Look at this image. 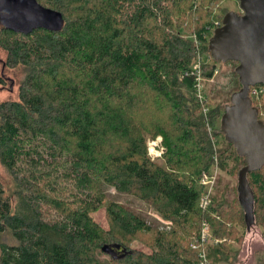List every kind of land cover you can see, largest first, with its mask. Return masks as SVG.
Returning a JSON list of instances; mask_svg holds the SVG:
<instances>
[{
	"label": "trees",
	"instance_id": "16d2710c",
	"mask_svg": "<svg viewBox=\"0 0 264 264\" xmlns=\"http://www.w3.org/2000/svg\"><path fill=\"white\" fill-rule=\"evenodd\" d=\"M219 1L37 0L62 14L61 30L0 26L6 64L25 72L18 98L0 100V162L16 185L13 205L0 182V234L14 239L0 243V264H199L191 243L203 221L225 238L207 246L210 264L236 258L228 241L241 243L244 211L215 188L200 206V174L215 155L233 176L246 162L230 143L214 148L203 108L211 126L224 108L200 103L190 74L198 52L211 56ZM202 74L212 75L205 63ZM251 98L260 118L264 92ZM158 135L162 163L146 147ZM247 179L264 234V165ZM105 185L153 203L173 225L152 229L110 201L102 228L92 213ZM141 233L152 235L148 252L129 246ZM104 244L119 248L109 255Z\"/></svg>",
	"mask_w": 264,
	"mask_h": 264
},
{
	"label": "water",
	"instance_id": "95a60500",
	"mask_svg": "<svg viewBox=\"0 0 264 264\" xmlns=\"http://www.w3.org/2000/svg\"><path fill=\"white\" fill-rule=\"evenodd\" d=\"M241 12H226L208 41L214 60L237 62L235 72L241 87L230 95L220 117V130L246 165L238 172L237 200L244 211L246 230L255 223L254 195L247 174L264 165V122L249 96L251 86H264V0H238ZM62 14L37 0H0V26L27 34L37 28L62 29ZM115 248L101 250L113 255Z\"/></svg>",
	"mask_w": 264,
	"mask_h": 264
},
{
	"label": "rangeland",
	"instance_id": "374dc122",
	"mask_svg": "<svg viewBox=\"0 0 264 264\" xmlns=\"http://www.w3.org/2000/svg\"><path fill=\"white\" fill-rule=\"evenodd\" d=\"M218 6V9L214 11L212 15L214 23L219 21L221 15H224L229 10H232L233 12H241L238 0H220ZM197 56L202 58L201 67L202 64L205 63L207 64V71L211 70L212 72L210 78L204 77V79L202 80L203 94L205 96V99L209 101L210 106L219 105L224 108V106L229 104L230 102V95L241 87L238 76L235 72L237 63L232 60L216 61L213 59V61L211 59V56L206 53L200 52L197 53L195 61L197 60ZM5 59L6 52L0 47V100H16L18 98V89L21 81L25 76V72L21 65H7ZM215 69L217 70V72H214ZM207 108L209 109L208 106ZM221 113H223V109ZM220 117L216 119L215 125L211 126L209 123L207 110V116L205 117L207 130L212 136L214 148L221 150L227 147V150L231 151L228 142L225 140L224 134L220 130ZM150 138L155 137H148L147 140ZM162 156L163 153L160 157L153 161L162 163ZM215 159L218 164L216 155L214 157V161ZM0 182L3 185L5 194L11 198L12 204L15 205L16 185L1 162ZM215 186L216 191L223 192L229 202L237 198L236 175H230L219 167L218 179ZM104 189L106 201L102 207L92 213V217L102 228H108L106 204L110 201L117 202L126 209L136 213L142 219H144L152 229L169 230L173 225L170 220L165 219L162 216L160 211L153 203L140 199L133 194L116 191L113 187H110L108 185H105ZM202 223L200 224V228L202 226ZM208 225L210 227V232L213 233V228L211 227L210 223ZM13 241L14 239L8 230L0 234V243H12ZM151 242V233H141L129 242V246L132 249L148 252L151 247ZM228 244L232 249L237 250L236 258L228 262H218L215 264H264V234L263 230L255 223L248 231L246 230L241 243H238L234 239H230L228 241ZM101 257L108 258L109 256L102 254Z\"/></svg>",
	"mask_w": 264,
	"mask_h": 264
},
{
	"label": "built area",
	"instance_id": "2783aa9c",
	"mask_svg": "<svg viewBox=\"0 0 264 264\" xmlns=\"http://www.w3.org/2000/svg\"><path fill=\"white\" fill-rule=\"evenodd\" d=\"M201 59L197 56V60L194 61L192 65V70L190 71L194 76L193 88L195 92L196 99L203 103L205 96L203 94L202 80L204 76L202 74ZM214 72H217L215 69ZM264 92V88L261 86H251L249 89V96L260 97ZM252 100V98H251ZM207 107L203 108V114L207 116ZM260 120L264 122V111L260 113ZM147 154L151 160H155L161 156L164 151L162 146V137L160 135L155 138H150L146 142ZM218 164L215 159L214 163L208 170H204L200 174V183L203 185L204 191L200 198V206L203 208L207 207L214 191L217 179H218ZM207 221H203L202 226L199 230L198 237L192 241L191 247L196 249L199 254V264H210L209 258L207 256V246L217 245L223 241L225 238L216 236L214 233L210 232V227Z\"/></svg>",
	"mask_w": 264,
	"mask_h": 264
}]
</instances>
